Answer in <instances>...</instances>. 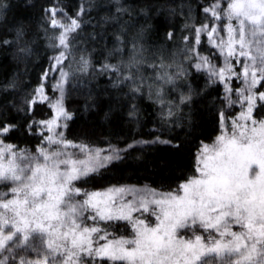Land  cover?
Instances as JSON below:
<instances>
[{"label":"trees","instance_id":"obj_1","mask_svg":"<svg viewBox=\"0 0 264 264\" xmlns=\"http://www.w3.org/2000/svg\"><path fill=\"white\" fill-rule=\"evenodd\" d=\"M233 1L0 0V144L27 155L44 146L41 123L53 110L37 92L57 95L64 77L65 139L116 155L78 178L77 188L180 190L198 175L202 151L237 108L212 74L219 52L208 39L214 17L224 24ZM55 11L77 22L64 41ZM255 115L264 117V103ZM230 219L231 230L180 232L207 247L189 264L264 260V219L238 212ZM135 223L104 227L118 239L135 235ZM33 226L0 230V264H116L64 250L69 242L48 245Z\"/></svg>","mask_w":264,"mask_h":264},{"label":"rangeland","instance_id":"obj_2","mask_svg":"<svg viewBox=\"0 0 264 264\" xmlns=\"http://www.w3.org/2000/svg\"><path fill=\"white\" fill-rule=\"evenodd\" d=\"M230 11L224 13V24L214 17L208 39L219 52L212 74L237 108L228 115L220 138L202 151L196 177L169 193L77 188L78 178L116 155L65 139L63 77L57 95H48L43 87L37 92L53 110L41 123L47 133L44 146L27 155L0 144V230H27L33 224L48 245L69 242L64 250L84 253L87 259L189 264L207 247L181 236V231L198 226L231 230L235 219L230 217L236 212L264 219V117L255 115L264 103V0H234ZM52 18L62 41L77 26L60 11L52 12ZM110 220L135 221L136 234L113 238L104 227ZM227 252L225 247L219 256Z\"/></svg>","mask_w":264,"mask_h":264}]
</instances>
